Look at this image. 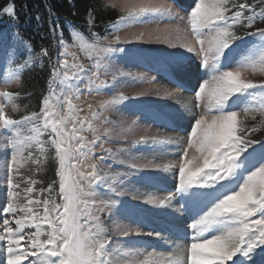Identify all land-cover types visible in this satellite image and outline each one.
I'll return each mask as SVG.
<instances>
[{
    "label": "snow or ice",
    "instance_id": "6c2138e0",
    "mask_svg": "<svg viewBox=\"0 0 264 264\" xmlns=\"http://www.w3.org/2000/svg\"><path fill=\"white\" fill-rule=\"evenodd\" d=\"M102 7L119 10L106 26L110 42L94 31V9L87 31L73 26L67 38L50 15L55 59L46 47L37 52L18 30L10 41L0 36V68L7 66L0 75V264H257V257L264 264V0H193L186 16L163 0H106ZM5 16L18 29L14 0L0 5V18ZM177 18L184 28L119 35ZM135 42L173 49L159 63L176 90L119 92L85 104V93L102 94L118 85V77L131 76L112 69L127 51L123 45ZM45 60L49 78L39 109L17 118L20 93L8 85H20L22 73ZM153 95L174 102L165 127L175 134L146 133L130 147L143 146L151 159H122L130 148L107 145L137 121L125 126L111 114ZM50 159L54 176L45 185L35 175ZM109 159L127 171L106 170ZM169 176L172 190L165 183ZM132 177L144 192L124 188ZM126 195L136 203L122 199ZM148 213L171 216L175 230L145 231L137 217ZM165 232L177 239L187 233L188 243L169 245L166 253L147 251L140 238L167 244Z\"/></svg>",
    "mask_w": 264,
    "mask_h": 264
},
{
    "label": "rangeland",
    "instance_id": "374dc122",
    "mask_svg": "<svg viewBox=\"0 0 264 264\" xmlns=\"http://www.w3.org/2000/svg\"><path fill=\"white\" fill-rule=\"evenodd\" d=\"M106 3V0H102ZM163 2L172 5L174 11L178 12L182 16H186V9L193 4V0H163ZM119 12L118 9H115ZM179 25V27L184 28L185 22L179 20H158L150 24L138 25L133 28H129L126 30H122L119 35L122 39L131 37L133 33L139 31H151L154 29H165L171 28ZM69 30L73 25L71 23L67 24ZM17 28H14L11 22H8L6 26L0 28V36H7L9 41L11 40L12 33L16 31ZM105 35H108L106 32ZM101 35V36H105ZM66 38V36H65ZM112 40V36L108 35V41ZM126 48V53L119 56L113 61V73L122 71L124 73H130L131 76L126 77H118L119 83L118 85L109 91H106L102 94L93 93L92 95H88L85 93L82 96V100L85 104L93 103L95 106L99 101L105 98H109L113 94H117L119 92H124L128 95H134L136 92L148 90L153 93L155 92H163L165 89L169 91L176 90V84L171 82V77L169 74L162 70V67L159 62L163 61L173 49H170L166 44L153 42V43H142L135 42L132 44L123 45ZM70 51H76L75 48H70ZM78 55H83L82 53H77ZM23 55V53H21ZM6 65L0 68V75L4 71H6ZM39 67V65H37ZM31 70H25L21 76V84L17 85L12 83L8 85V90L13 92L20 93L19 98L16 103L20 109V113H14L13 115L18 118L20 114H26L27 111H34L39 109L40 104L37 103V97L28 91H24V81L28 77V73ZM249 78L259 81L261 77L258 74H247ZM153 77L155 78L153 80ZM102 79L111 80V75L101 76ZM151 81V82H149ZM192 81H187L188 86L191 85ZM46 87V85H45ZM4 88V84L0 82V90ZM30 94V95H29ZM38 95V93H37ZM181 96L187 97L190 96L191 93L182 91L180 93ZM39 96V95H38ZM40 103V102H39ZM174 102L169 99L158 98L156 96H151L148 98H140L138 100H130L127 102L126 107L118 112H113L111 114V118L116 120L117 122L123 121L125 126L131 124V121L136 120L137 124L132 126V130L126 134H124L123 138L115 139L113 143L107 145L113 149L116 148H130L129 153L122 154V159H127L129 156H146L151 159V153L149 150L144 148L143 146L130 147L133 140L138 139L139 137L147 134H154L157 132L174 135L171 131L170 127H165L168 124L167 117L174 112ZM180 123L184 124L187 127V121H180ZM99 152V149H97ZM173 157H166L165 159H171ZM143 162V161H137ZM108 165H111V168H108ZM4 167V160L0 159V169ZM54 163L49 160L48 164L42 166V170L35 175L37 180H41L46 182L45 176L49 177V180L54 176ZM105 169L109 171H127L124 165L119 164V162H113L111 159L107 160L105 163ZM143 175V174H141ZM0 176H2V172H0ZM2 183V181H0ZM166 186L169 188H173L174 181L171 176L168 177L165 182ZM41 185L37 184L35 187L39 188ZM124 188L131 194H135L136 190L139 189L140 192H144L146 189L142 183L137 182V177H132L131 181L127 182L124 185ZM149 191H156V193L160 196L167 195V192L163 190L157 189H147ZM169 190V189H168ZM122 199L131 201V195H126ZM132 203H136L135 201H131ZM140 219L144 225V230L148 231L151 229L161 230L164 227H171L175 230V227L171 225L169 222L172 220L171 216H166L163 214H151L148 213L142 217H137ZM115 222H121L119 217L115 218ZM127 222V221H124ZM170 224V225H169ZM177 225L180 229L185 227L183 221L177 222ZM110 228L114 227V223L110 222L108 225ZM185 234V233H184ZM187 234V233H186ZM167 238V244L164 241L156 240L155 238H140L142 243H144L147 247V251H155L157 252H167L169 251V245H175L177 242L179 244L188 243L187 238L177 239L176 236L172 237L168 232L164 233ZM172 242V243H171ZM260 257H257V264H260Z\"/></svg>",
    "mask_w": 264,
    "mask_h": 264
},
{
    "label": "trees",
    "instance_id": "16d2710c",
    "mask_svg": "<svg viewBox=\"0 0 264 264\" xmlns=\"http://www.w3.org/2000/svg\"><path fill=\"white\" fill-rule=\"evenodd\" d=\"M12 0H0V5ZM253 2V0H249ZM17 14L19 16L18 31L22 36L28 39L34 49L39 52L42 48H48L50 54L55 59L57 49L55 41L49 30V17L58 18L60 25L64 28V36L69 35L68 23H71L78 30L87 31V16L89 9H94L96 27L94 31L100 35H105L106 26L114 21L119 12L110 7L105 10L102 0H14ZM26 6V7H25ZM51 8L52 13L47 10ZM40 16L38 22L36 16ZM10 22L7 16L0 18V28ZM12 24V23H11ZM24 81V91H28L37 97V103L40 104L42 94L46 91L47 80L49 78V67L47 60L43 67H35L28 74ZM38 93V95H37ZM46 182L49 177L45 176Z\"/></svg>",
    "mask_w": 264,
    "mask_h": 264
},
{
    "label": "bare ground",
    "instance_id": "6f19581e",
    "mask_svg": "<svg viewBox=\"0 0 264 264\" xmlns=\"http://www.w3.org/2000/svg\"><path fill=\"white\" fill-rule=\"evenodd\" d=\"M176 87H177V84H176ZM170 225V224H169ZM172 237H175L174 235H172ZM172 243V242H171ZM178 243V242H177Z\"/></svg>",
    "mask_w": 264,
    "mask_h": 264
}]
</instances>
